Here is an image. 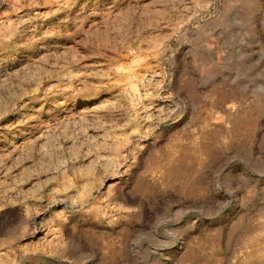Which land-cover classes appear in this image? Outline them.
I'll return each mask as SVG.
<instances>
[{"label":"rangeland","instance_id":"374dc122","mask_svg":"<svg viewBox=\"0 0 264 264\" xmlns=\"http://www.w3.org/2000/svg\"><path fill=\"white\" fill-rule=\"evenodd\" d=\"M0 264H264V0H0Z\"/></svg>","mask_w":264,"mask_h":264}]
</instances>
